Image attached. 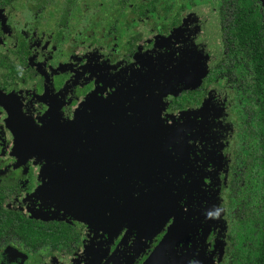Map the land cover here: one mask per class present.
<instances>
[{
    "label": "flooded vegetation",
    "instance_id": "af4514ba",
    "mask_svg": "<svg viewBox=\"0 0 264 264\" xmlns=\"http://www.w3.org/2000/svg\"><path fill=\"white\" fill-rule=\"evenodd\" d=\"M124 1L0 0V210L35 239L0 248V264L231 257L240 135L264 128L232 51L264 65V0Z\"/></svg>",
    "mask_w": 264,
    "mask_h": 264
},
{
    "label": "trees",
    "instance_id": "16d2710c",
    "mask_svg": "<svg viewBox=\"0 0 264 264\" xmlns=\"http://www.w3.org/2000/svg\"><path fill=\"white\" fill-rule=\"evenodd\" d=\"M155 2L159 6L165 4V0H155ZM190 2L192 3L193 0H189L188 3ZM191 3L188 8L192 6ZM219 9L232 10V0H219ZM228 33L231 37L229 43L233 44L232 30ZM241 42L243 46L242 39ZM232 56L236 57L232 61V79L240 92L238 98L244 99L242 106L247 103L245 98L249 99V90H252L256 111L259 115L264 114V65H252L247 62L246 50L241 46L232 51ZM258 129L257 137L245 138V129L243 135H240L244 155L240 159L242 174L237 176L235 185L237 197L234 210L237 221L232 226L231 257L225 264H264V128L259 124ZM261 135L262 138L258 141ZM232 184L231 179V187ZM7 219L13 221H5ZM30 226H32L31 222L24 221L21 216H6V213L0 210V248L10 242L17 244L19 240H25L29 246H33L34 232L31 230L33 227ZM33 230L40 231L41 226L36 224Z\"/></svg>",
    "mask_w": 264,
    "mask_h": 264
},
{
    "label": "water",
    "instance_id": "95a60500",
    "mask_svg": "<svg viewBox=\"0 0 264 264\" xmlns=\"http://www.w3.org/2000/svg\"><path fill=\"white\" fill-rule=\"evenodd\" d=\"M82 123H85V121H83ZM89 123V122H88ZM87 125L88 124H85V125H83L81 128H80V135L82 136V138H86V128H87ZM80 126H74V128H79ZM109 131H112V135L110 136V137H117V130L116 129H113V128H111V129H109ZM101 133V132H100ZM46 140H48L47 138H46ZM45 139H44V136L40 139V142L42 143V144H44V145H48V143L50 142V141H46ZM46 141V142H45ZM67 143V142H66ZM55 145H57L56 144V142L54 141V145L53 146H55ZM62 147V146H61ZM132 161H124V166H126V167H129V164L131 163ZM141 175H142V173H140ZM149 176H147V178H148ZM68 176H66V177H64V181L66 182V186H67V180H68ZM147 178H145V177H143V176H141V179H142V183L147 179ZM151 178H152V176H151ZM95 179V178H94ZM110 185H111V183H110ZM125 188H122V189H119L118 191H116V190H114L115 188H116V185L115 186H113V187H109V200H110V202H113L114 201V203H113V205L114 204H117L118 205V203H117V199H116V197L118 196V194H119V192H121L120 190H123V189H125L126 190V192H127V194L129 195V192L127 191V188H128V185H126L125 184ZM149 178H148V182H146V186L145 187H147V189H149ZM141 193L139 194V192H138V188H137V190H136V192H138V194L135 192V196H140V203H143V201L145 200L146 201V204L148 203L147 202V200H146V198L148 197L147 195H146V193L145 192H143V189L141 188ZM70 192V191H69ZM123 193V192H122ZM133 194V192H131V195ZM72 202V201H71ZM110 204H112V203H110ZM117 205L115 206L114 205V207L113 206H109V212L110 211H113V212H116V211H118L119 209H120V207H117ZM120 205V204H119ZM113 207V209H111ZM126 209V208H125ZM140 211H141V213H144V211H145V207H141L140 206ZM168 237V234H167V236L165 237V239ZM164 241V240H163ZM152 262V259H147L146 260V262L144 263V264H150Z\"/></svg>",
    "mask_w": 264,
    "mask_h": 264
},
{
    "label": "rangeland",
    "instance_id": "374dc122",
    "mask_svg": "<svg viewBox=\"0 0 264 264\" xmlns=\"http://www.w3.org/2000/svg\"><path fill=\"white\" fill-rule=\"evenodd\" d=\"M144 91H147L148 92V90H144ZM124 117V116H123ZM33 152V151H32ZM34 153H36V152H34ZM34 153H32V154H34ZM88 211H91L90 209H88ZM164 241H162L161 242V244L159 245V247L157 248V252L158 253H156V256H158L159 254H160V251H165L166 249H168V246H167V243H168V241H169V237H167L166 239H165V237H164V239H163Z\"/></svg>",
    "mask_w": 264,
    "mask_h": 264
}]
</instances>
